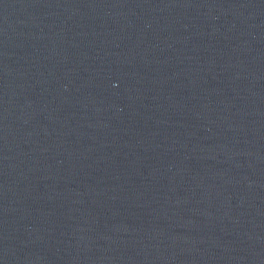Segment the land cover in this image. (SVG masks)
<instances>
[{
  "label": "water",
  "instance_id": "water-1",
  "mask_svg": "<svg viewBox=\"0 0 264 264\" xmlns=\"http://www.w3.org/2000/svg\"><path fill=\"white\" fill-rule=\"evenodd\" d=\"M0 264H264V0H0Z\"/></svg>",
  "mask_w": 264,
  "mask_h": 264
}]
</instances>
